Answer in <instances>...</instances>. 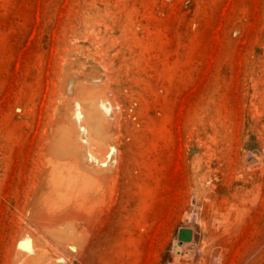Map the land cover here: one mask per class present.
<instances>
[{"label": "rangeland", "instance_id": "obj_1", "mask_svg": "<svg viewBox=\"0 0 264 264\" xmlns=\"http://www.w3.org/2000/svg\"><path fill=\"white\" fill-rule=\"evenodd\" d=\"M180 229L264 264V0H0V264H173Z\"/></svg>", "mask_w": 264, "mask_h": 264}, {"label": "bare ground", "instance_id": "obj_2", "mask_svg": "<svg viewBox=\"0 0 264 264\" xmlns=\"http://www.w3.org/2000/svg\"><path fill=\"white\" fill-rule=\"evenodd\" d=\"M102 97L94 95L91 97L88 95L75 104L78 114L82 117L88 127L97 133V135H102L107 128V123L109 124L108 117L110 109L104 100L106 98L102 99ZM69 143L70 136L66 132L61 137V144L66 147ZM191 228V230H193V227ZM191 242L192 241H179L178 238L172 240L171 249L173 252V264H194L191 261L192 256L189 253L190 251L188 252L186 247V245ZM26 255L29 256V249H27Z\"/></svg>", "mask_w": 264, "mask_h": 264}, {"label": "water", "instance_id": "obj_3", "mask_svg": "<svg viewBox=\"0 0 264 264\" xmlns=\"http://www.w3.org/2000/svg\"><path fill=\"white\" fill-rule=\"evenodd\" d=\"M178 240L179 241H186L191 239V230L189 229H180L178 232Z\"/></svg>", "mask_w": 264, "mask_h": 264}]
</instances>
